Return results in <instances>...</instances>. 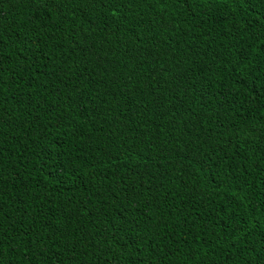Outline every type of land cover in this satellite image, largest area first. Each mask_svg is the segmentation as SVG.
<instances>
[{
    "label": "trees",
    "instance_id": "16d2710c",
    "mask_svg": "<svg viewBox=\"0 0 264 264\" xmlns=\"http://www.w3.org/2000/svg\"><path fill=\"white\" fill-rule=\"evenodd\" d=\"M0 264H264V0H0Z\"/></svg>",
    "mask_w": 264,
    "mask_h": 264
}]
</instances>
